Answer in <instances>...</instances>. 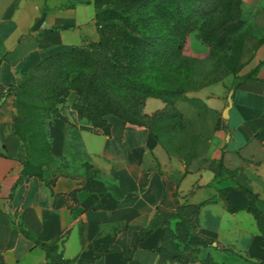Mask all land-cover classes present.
I'll return each mask as SVG.
<instances>
[{"label":"crops","instance_id":"obj_1","mask_svg":"<svg viewBox=\"0 0 264 264\" xmlns=\"http://www.w3.org/2000/svg\"><path fill=\"white\" fill-rule=\"evenodd\" d=\"M241 2L255 50L236 75L176 102L183 130L159 138L111 116L104 135L78 119L71 93L59 107L67 122L49 123L54 160L42 178L19 183L25 149L13 130L11 88L46 57L98 37L93 5L0 0V264H48L37 243L56 238L71 264H158L177 207L200 204V233L212 242L203 253L214 264H264V238L237 189L264 194V0ZM164 107L147 99L142 113Z\"/></svg>","mask_w":264,"mask_h":264},{"label":"trees","instance_id":"obj_2","mask_svg":"<svg viewBox=\"0 0 264 264\" xmlns=\"http://www.w3.org/2000/svg\"><path fill=\"white\" fill-rule=\"evenodd\" d=\"M70 2L93 5L98 40L46 57L22 84L11 88L13 130L25 149L19 183L27 176L42 178V169L47 164L40 160H54L49 123L54 119L67 122L59 107L71 93L77 96L73 110L78 119L104 135L110 134L111 116L125 124L144 127L159 138L183 130L185 120L176 102L187 91L203 86L184 88L192 74V63L183 55L187 38L194 35L197 42L215 54L246 25L241 0ZM168 74L179 78L178 86L166 82ZM151 98L161 100L165 107L151 116L143 115L145 102ZM221 168V161L213 167L216 174ZM237 189L248 199L246 211L264 238V212L258 207L259 195L244 187ZM201 207L202 204L177 207L173 227L166 224L163 229V247L157 250L158 264H193L191 254L211 247L212 242L200 233ZM159 224L157 217L152 228ZM61 240L37 243L45 251L48 264H71L59 252ZM210 258L207 256L202 264H214Z\"/></svg>","mask_w":264,"mask_h":264},{"label":"rangeland","instance_id":"obj_3","mask_svg":"<svg viewBox=\"0 0 264 264\" xmlns=\"http://www.w3.org/2000/svg\"><path fill=\"white\" fill-rule=\"evenodd\" d=\"M72 1L77 3L85 2V0ZM91 1L93 2V0ZM94 36L96 37L97 33ZM256 44L255 29L252 26L248 27L246 25L237 34L232 36L227 44L215 54L210 53L208 48L197 42L194 35L189 36L186 41L183 55L186 60L192 63V74L188 82L184 85V88L189 90L191 88H197L200 85L219 81L230 74H234L233 72L236 70H238L237 72L239 73L251 58ZM166 82L171 83L174 87L178 86L180 83L179 78L175 74H168ZM40 161L42 164L46 161L47 166L52 163L43 159ZM259 198L261 202L258 204V207L264 212V194L263 196L259 195ZM204 250L205 249H200L199 253H194L195 255L191 254L192 258L195 260L193 264H202L206 260V257L210 256H206L203 253ZM217 260L220 261L222 258L218 257ZM228 261H230V258ZM211 262L213 263L212 258H210V263Z\"/></svg>","mask_w":264,"mask_h":264},{"label":"water","instance_id":"obj_4","mask_svg":"<svg viewBox=\"0 0 264 264\" xmlns=\"http://www.w3.org/2000/svg\"><path fill=\"white\" fill-rule=\"evenodd\" d=\"M227 102H228V107L223 112V118H225V119L228 117V111H229L230 106H231V98H230V96L228 97Z\"/></svg>","mask_w":264,"mask_h":264}]
</instances>
